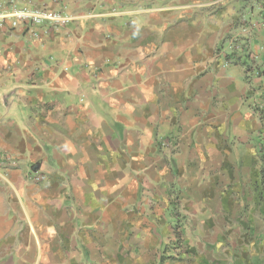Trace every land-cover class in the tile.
<instances>
[{
  "label": "crops",
  "instance_id": "1",
  "mask_svg": "<svg viewBox=\"0 0 264 264\" xmlns=\"http://www.w3.org/2000/svg\"><path fill=\"white\" fill-rule=\"evenodd\" d=\"M12 1L0 263L264 264V0Z\"/></svg>",
  "mask_w": 264,
  "mask_h": 264
},
{
  "label": "built area",
  "instance_id": "2",
  "mask_svg": "<svg viewBox=\"0 0 264 264\" xmlns=\"http://www.w3.org/2000/svg\"><path fill=\"white\" fill-rule=\"evenodd\" d=\"M74 21V17L65 11L53 10L47 7L20 6L12 1L0 10V29L19 27H53L65 28ZM37 182L43 177H36Z\"/></svg>",
  "mask_w": 264,
  "mask_h": 264
},
{
  "label": "rangeland",
  "instance_id": "3",
  "mask_svg": "<svg viewBox=\"0 0 264 264\" xmlns=\"http://www.w3.org/2000/svg\"><path fill=\"white\" fill-rule=\"evenodd\" d=\"M236 84L238 85V84H240V82L236 81ZM5 157H6V159L11 157L12 160L9 159L8 164L11 165L13 168H15V167L18 168L17 165H16V163H18V162H17L15 157H13L12 155H9V154H7ZM14 161H15V164H14ZM4 169H6V168L4 167ZM4 169L2 170V173H0V178H1L2 181H4L3 183H6L7 182V180H6V177H7L6 175L7 174H6V171ZM35 228H36V230L41 229L38 224L35 225ZM168 245H170V247H172V250L173 249L174 250L178 249L181 246V242L179 240V237L176 235L174 237L173 242H168ZM166 249H167V246H164L162 248L163 251H165ZM9 258H11V259H9ZM9 258H7V260H9V261L10 260L19 261V259H20V257L18 255H16V254L10 255ZM32 260L31 259H24V263L25 264H39V261H40L39 259H35L33 261ZM3 261H5L4 258H3ZM83 261H84L83 263H85V264H98V261L96 259H92V258L89 259L88 257H85L83 259ZM0 264H3V262L0 263Z\"/></svg>",
  "mask_w": 264,
  "mask_h": 264
}]
</instances>
